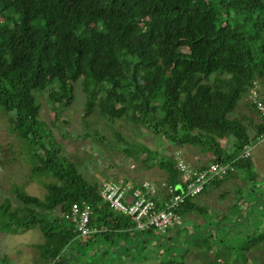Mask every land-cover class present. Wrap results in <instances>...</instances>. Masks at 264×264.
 I'll return each mask as SVG.
<instances>
[{
    "label": "trees",
    "instance_id": "trees-1",
    "mask_svg": "<svg viewBox=\"0 0 264 264\" xmlns=\"http://www.w3.org/2000/svg\"><path fill=\"white\" fill-rule=\"evenodd\" d=\"M263 79L264 0H0V114L27 150L31 177L46 189L39 197L14 184L12 192L22 204L8 197L0 202V233L39 231L38 264H79L88 250L96 251L87 264H109L111 257L120 264L151 259L186 264L194 246L208 259L214 245L224 249L208 264L245 262L252 246H264V229L251 236L249 247L223 246L221 239L213 243L211 231L212 237L204 239L206 230L195 226L183 246H174L171 234L180 225L165 232L153 225L138 229L103 197L102 180L89 181L64 154L50 124L69 126L61 111L73 105L81 85L83 137L94 135L105 144L87 119L99 113L112 123L124 120L161 135L178 150L160 155L135 138L120 136L128 157L165 170L167 179L163 184L137 182L103 173L105 179L130 183L128 198L140 190L155 203L154 211L166 210L165 203L181 195L185 200L174 204L176 213L205 215L208 207L195 201L200 194H188L197 177L192 172H202L207 162H231L264 136V114L257 105L264 104L257 88ZM46 109L52 123L43 117ZM239 109L241 116L235 115ZM66 129L63 135L71 136ZM185 146L196 164L187 161L181 151ZM203 156L209 160L202 161ZM235 167L212 185L219 187L240 172L250 182L259 177L252 153L236 160ZM74 203L91 205L89 226L96 232L82 235L66 217ZM227 216L216 217V230H226ZM146 242L159 255L145 253Z\"/></svg>",
    "mask_w": 264,
    "mask_h": 264
},
{
    "label": "rangeland",
    "instance_id": "rangeland-1",
    "mask_svg": "<svg viewBox=\"0 0 264 264\" xmlns=\"http://www.w3.org/2000/svg\"><path fill=\"white\" fill-rule=\"evenodd\" d=\"M257 88L259 93L263 95L264 79L263 82H258ZM84 103L85 95L80 85L76 90V100L73 105L61 111V116L70 121L69 126L64 124H60L59 127L52 124L50 126L56 141L61 142L64 154L71 156L80 172L89 181L103 180L105 178L103 173H105L120 179L126 177L131 181L165 183L167 179L166 171L157 166L146 167V163L143 160L136 162L131 157H128L121 148L123 142L120 140V136L128 141L135 138L139 142L147 144L152 150L158 151L160 155H169L178 151L174 145H171L163 136L156 135L145 128H134L131 124L124 122V120H117L112 123L107 118L99 115V113L89 116L87 119L91 131L100 132L105 138V144H102L94 135L83 137L87 130V127L84 130V126L81 123V118L85 114ZM243 110L248 112L245 107ZM235 115L241 116L240 109ZM43 117L46 121L52 123V117L47 109L44 110ZM64 128L69 129L71 136L66 137L63 135L67 131ZM106 141H109L110 144L106 143ZM229 143L231 142L229 141L226 144L229 145ZM26 151V148H22L17 134L11 131L7 117L0 114V202L8 197L14 205L22 204L12 192L14 184L22 186L31 195L45 196L46 189L43 184L38 182L37 178L31 177L32 162L27 159ZM181 151L185 154L188 162L196 164V157L191 150L186 149L185 146L181 148ZM208 159V156L203 157L204 161H208ZM252 160L253 171L259 174V178L254 182H250L239 171V176L226 181L223 185L219 187L212 185L207 188L205 193L196 197L195 201L202 206L208 207V212L205 215L201 212L189 214L185 217L183 225L172 228L171 234H175L173 238L174 246L178 244L180 246L185 245L186 243L184 244V242L188 234L193 231L191 228L195 226V228H201L202 231L206 230L204 239L212 237L209 235V231H211L213 238L214 236L216 237L215 239H210L213 243V240L221 239L223 246L236 243L238 246L249 247L248 240L251 239V236L264 229V222L261 224L262 220H264V136L253 143ZM224 214L228 215L226 220L230 221L226 224L228 227L226 230L222 228V230H216L215 227L218 228L216 223L219 220L217 218ZM211 222H213L212 225L210 224ZM180 229H182L181 234L178 233ZM199 231L195 230V232ZM42 239L41 233L37 230L23 231L18 234L0 233V264H4L5 256L8 259V264H38L40 262L38 244L42 242ZM161 241L164 240L162 239ZM188 242L191 243V240L189 241L188 239ZM145 244V253L151 252L152 256L159 255V251L155 250L152 242H146ZM163 245H166V243H163ZM187 245L191 247L192 244ZM102 247L104 248V245L100 246L101 249ZM208 249L209 255H207V259L194 246L193 250L187 254L186 264H208L207 262L210 258L212 259L215 256V252L224 248L214 245ZM174 250L177 249L174 248ZM95 251H86L87 254L82 259L80 257L77 259L79 264H87L92 258L90 254L95 253ZM135 252L137 255L142 253L140 249ZM241 253L243 251L239 254ZM160 256H162V252ZM246 256L247 260L244 262L240 258L241 262L238 264H264L263 244L252 246V249L246 252ZM109 264L120 263L117 258L111 257ZM129 264H161V259H151L146 262H129Z\"/></svg>",
    "mask_w": 264,
    "mask_h": 264
},
{
    "label": "built area",
    "instance_id": "built-area-1",
    "mask_svg": "<svg viewBox=\"0 0 264 264\" xmlns=\"http://www.w3.org/2000/svg\"><path fill=\"white\" fill-rule=\"evenodd\" d=\"M257 105L264 114V104L261 101H258ZM251 150L252 147L246 145L241 156L231 162L208 163L203 160V157H201L202 161L207 162V167L202 172H192V175L197 177L195 182L189 184L188 194L196 196L204 190L206 185H211L217 180V178H224L230 171L235 170V161L240 157L250 156L252 153ZM187 169L188 168L186 167L185 170ZM102 185V195L110 203L111 207L134 220L136 228L138 229H145L149 225H153L158 231L165 232L167 227H173L183 223V217L176 213L173 208L174 204L184 201L185 196L177 195L173 204L168 202L165 203L166 210L161 209L154 211L155 203L147 201L140 190L136 189L134 195L128 198V191L133 189L130 183L124 184L123 181L117 183L116 181L103 179ZM124 197H126L127 202L123 201ZM134 197L138 198L135 202ZM91 215V205L87 203H83V205L74 203L71 211L66 214V217L76 223L77 229L82 235H86L97 231L96 228H91L89 226Z\"/></svg>",
    "mask_w": 264,
    "mask_h": 264
},
{
    "label": "clouds",
    "instance_id": "clouds-1",
    "mask_svg": "<svg viewBox=\"0 0 264 264\" xmlns=\"http://www.w3.org/2000/svg\"><path fill=\"white\" fill-rule=\"evenodd\" d=\"M251 147H252V146H251ZM243 151H244V149H243ZM243 151L241 152V154L243 153ZM251 152H252V150H251ZM241 154H240L239 156H241ZM239 156H237V157H239ZM203 157H204V156H203ZM237 157H236V158H237ZM236 158H235V159H236ZM240 158H241V157H240ZM240 158H239V159H240ZM239 159H237V160H239ZM208 160H209V159H208ZM235 171H236V167H235V170H234V171H231V172H235ZM239 174H240V173H239ZM234 178H236V177H234ZM103 179H105V178H103ZM222 179H223V178H222ZM232 179H233V178H232ZM105 180H106V179H105ZM212 184H213V183H212ZM212 184H211V186H212ZM201 194H202V193H200V195H201ZM184 220H185V217H183V222H184ZM76 228H77V226H76ZM77 230H78V229H77ZM78 231H79V230H78ZM79 232H80V231H79ZM80 233H81V232H80Z\"/></svg>",
    "mask_w": 264,
    "mask_h": 264
},
{
    "label": "crops",
    "instance_id": "crops-1",
    "mask_svg": "<svg viewBox=\"0 0 264 264\" xmlns=\"http://www.w3.org/2000/svg\"><path fill=\"white\" fill-rule=\"evenodd\" d=\"M259 178V177H258Z\"/></svg>",
    "mask_w": 264,
    "mask_h": 264
}]
</instances>
